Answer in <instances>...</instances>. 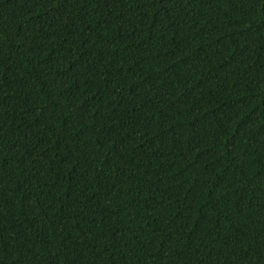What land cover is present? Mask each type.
<instances>
[{
    "label": "trees",
    "instance_id": "1",
    "mask_svg": "<svg viewBox=\"0 0 264 264\" xmlns=\"http://www.w3.org/2000/svg\"><path fill=\"white\" fill-rule=\"evenodd\" d=\"M0 264H264V0H0Z\"/></svg>",
    "mask_w": 264,
    "mask_h": 264
}]
</instances>
